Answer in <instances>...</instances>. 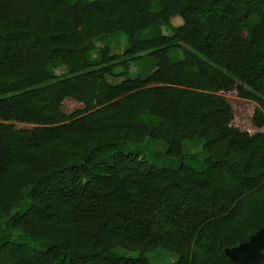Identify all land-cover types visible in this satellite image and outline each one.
Wrapping results in <instances>:
<instances>
[{
  "label": "trees",
  "instance_id": "obj_1",
  "mask_svg": "<svg viewBox=\"0 0 264 264\" xmlns=\"http://www.w3.org/2000/svg\"><path fill=\"white\" fill-rule=\"evenodd\" d=\"M118 34L121 55L97 47ZM231 92L264 129V0H0V264H235L264 227V132L233 125ZM147 139L174 159L202 140L206 169L120 152Z\"/></svg>",
  "mask_w": 264,
  "mask_h": 264
},
{
  "label": "rangeland",
  "instance_id": "obj_2",
  "mask_svg": "<svg viewBox=\"0 0 264 264\" xmlns=\"http://www.w3.org/2000/svg\"><path fill=\"white\" fill-rule=\"evenodd\" d=\"M69 2H74L77 0H68ZM172 27H177L183 23L181 18H175L172 20ZM250 23V25H252ZM172 27H165L163 29L164 34L172 35ZM248 32H245L247 35ZM97 47L102 48L109 46L112 54L121 55L123 51L128 48L129 42L124 34H118L113 36L101 37L96 41ZM170 56L173 60H179L182 58V51L176 48H172L170 51ZM154 59L151 56H146L145 58L138 60L136 62L130 63V71L133 75L140 74L142 76H147L152 72L154 67ZM59 65H63L60 63ZM123 68L118 67L117 73L122 72ZM67 69L65 66H58L53 69L55 75H62L66 73ZM122 81V78L112 77L109 78V82L112 84H118ZM232 105L234 111V121L233 125L241 129L242 131H247L250 134L256 132H264V129H257L252 125V117L255 109L257 108L256 102H251L238 97L236 92L223 93L222 94ZM83 108V106L73 100H66L64 102V111L67 114H71L78 109ZM17 128H31V126L24 124H15ZM120 152L126 154L138 155L141 159H145L151 165L158 169H177L182 165L192 168L197 171H204L206 169L204 160L206 158V153L204 150L203 141L197 139L195 141H187L184 143L185 155L183 158H170L167 155V146L162 141L147 139L144 145H134L127 144L124 146ZM21 234H15L10 237L11 241L21 242L31 244L36 246L35 242H32L28 238L20 237ZM116 254L123 257H138L137 253L129 252L124 249H117ZM148 258L151 264H172L178 260V256L173 253H165L157 251L150 253Z\"/></svg>",
  "mask_w": 264,
  "mask_h": 264
},
{
  "label": "water",
  "instance_id": "obj_3",
  "mask_svg": "<svg viewBox=\"0 0 264 264\" xmlns=\"http://www.w3.org/2000/svg\"><path fill=\"white\" fill-rule=\"evenodd\" d=\"M264 250V227L261 228L249 242L239 247L226 249V256L235 264H261Z\"/></svg>",
  "mask_w": 264,
  "mask_h": 264
}]
</instances>
